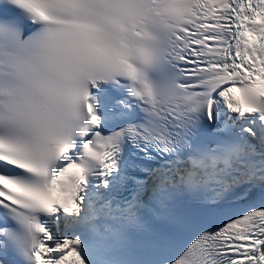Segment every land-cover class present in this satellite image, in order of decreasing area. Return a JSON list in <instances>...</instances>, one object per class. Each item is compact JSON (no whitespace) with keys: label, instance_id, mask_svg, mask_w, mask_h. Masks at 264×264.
Returning a JSON list of instances; mask_svg holds the SVG:
<instances>
[{"label":"snow or ice","instance_id":"1","mask_svg":"<svg viewBox=\"0 0 264 264\" xmlns=\"http://www.w3.org/2000/svg\"><path fill=\"white\" fill-rule=\"evenodd\" d=\"M0 264H264V0H0Z\"/></svg>","mask_w":264,"mask_h":264}]
</instances>
